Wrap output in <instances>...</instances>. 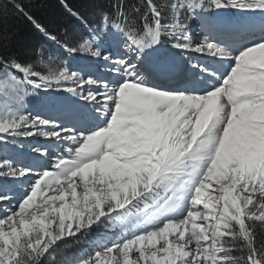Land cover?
I'll return each mask as SVG.
<instances>
[{"label": "snow or ice", "instance_id": "snow-or-ice-1", "mask_svg": "<svg viewBox=\"0 0 264 264\" xmlns=\"http://www.w3.org/2000/svg\"><path fill=\"white\" fill-rule=\"evenodd\" d=\"M47 7L0 0V264H264V0Z\"/></svg>", "mask_w": 264, "mask_h": 264}, {"label": "trees", "instance_id": "trees-1", "mask_svg": "<svg viewBox=\"0 0 264 264\" xmlns=\"http://www.w3.org/2000/svg\"><path fill=\"white\" fill-rule=\"evenodd\" d=\"M40 6L42 7V12L44 15L49 16L50 18L52 17V10H50L47 5L48 3H51L55 7H59V0H38Z\"/></svg>", "mask_w": 264, "mask_h": 264}, {"label": "rangeland", "instance_id": "rangeland-1", "mask_svg": "<svg viewBox=\"0 0 264 264\" xmlns=\"http://www.w3.org/2000/svg\"><path fill=\"white\" fill-rule=\"evenodd\" d=\"M26 150V149H25ZM79 247H84V245L82 244V245H79Z\"/></svg>", "mask_w": 264, "mask_h": 264}]
</instances>
